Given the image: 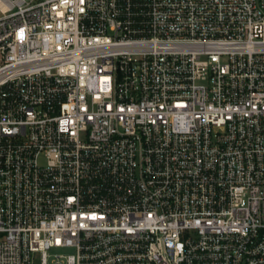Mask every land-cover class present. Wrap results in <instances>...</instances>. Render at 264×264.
Wrapping results in <instances>:
<instances>
[{
    "label": "built area",
    "instance_id": "2783aa9c",
    "mask_svg": "<svg viewBox=\"0 0 264 264\" xmlns=\"http://www.w3.org/2000/svg\"><path fill=\"white\" fill-rule=\"evenodd\" d=\"M37 253L264 264V0H0V264Z\"/></svg>",
    "mask_w": 264,
    "mask_h": 264
},
{
    "label": "rangeland",
    "instance_id": "374dc122",
    "mask_svg": "<svg viewBox=\"0 0 264 264\" xmlns=\"http://www.w3.org/2000/svg\"><path fill=\"white\" fill-rule=\"evenodd\" d=\"M75 252L74 248H53L51 249L50 253L52 254V257H54L55 254H72ZM50 258V259H51ZM41 263V255L37 253L35 255V264H40Z\"/></svg>",
    "mask_w": 264,
    "mask_h": 264
}]
</instances>
